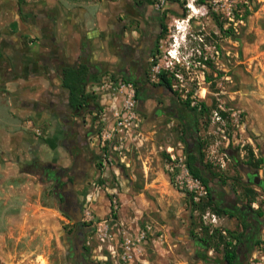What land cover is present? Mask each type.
I'll return each instance as SVG.
<instances>
[{"label": "rangeland", "instance_id": "374dc122", "mask_svg": "<svg viewBox=\"0 0 264 264\" xmlns=\"http://www.w3.org/2000/svg\"><path fill=\"white\" fill-rule=\"evenodd\" d=\"M162 8L167 30L158 62L167 66L172 52L184 64L176 84L189 103L197 104L205 160L228 189L240 190L245 174L227 150L239 149L242 160L257 159L264 142V0H169ZM90 92L101 105L91 121L98 129L92 141L100 153L99 175L92 180L90 200L83 199L84 208L92 210L86 241L93 258L106 264H219L222 243L216 248L218 241L211 240L206 261L171 231L172 225L185 230L192 221L196 236L210 240L236 226L233 219L202 208L207 196L195 194L190 206L177 178L181 168L168 151L186 156L177 121H151L136 106L130 108L127 86L102 81ZM5 174L0 163V264H69L62 235L71 220L49 186L27 176L6 180ZM22 188L21 199L9 195ZM248 264H264V230Z\"/></svg>", "mask_w": 264, "mask_h": 264}, {"label": "flooded vegetation", "instance_id": "af4514ba", "mask_svg": "<svg viewBox=\"0 0 264 264\" xmlns=\"http://www.w3.org/2000/svg\"><path fill=\"white\" fill-rule=\"evenodd\" d=\"M115 2V9L105 15L104 29L99 33L105 57L103 64L95 69L89 64L87 72L72 74L74 85L71 89L67 88L69 93L64 92V85L56 95L57 100L53 99L52 93L46 92L50 98L45 97L35 104L40 124L47 122L49 128L43 129L36 125V150L40 153L34 157L33 167L42 182L50 185L52 198L71 220L62 235L69 264H106L93 258L86 241L92 230L90 221L93 217L92 210L88 212L84 208L83 199L90 200V190L96 184L90 178L91 170L101 163L100 153L95 150L92 141L93 131L88 125L95 120L101 108L95 94H90V85L108 81L119 86H130L133 89L134 106L151 121L168 118L177 121L180 141L186 151V162L188 154L195 155L202 142L195 108L197 104L188 103V97L180 93L182 89L176 84L177 78L172 72L165 69L158 74L152 72V66L160 55L161 36L167 30L165 15L161 12L163 8L157 6L156 0ZM63 74L65 78L71 77L70 72ZM221 74L218 72L215 76L221 77ZM33 123L37 124L35 120ZM260 151L257 157L262 158L263 162L255 165L254 158L240 159L239 149L231 147L227 150L245 174L240 190L234 187L228 189L213 166H208L209 161L204 159V164L200 165L203 176L209 180L207 197L211 195L214 208L223 212L218 215L233 219L236 224L234 230H222L229 242L232 237L228 231L235 232L237 236L230 247L235 246L237 252L234 264H248L264 230V199H261L264 198V142L260 144ZM250 159L253 164H250ZM102 185L105 186L106 182ZM183 231L181 236L197 245L196 256L206 261L211 259L206 254L209 245L204 242L203 236H196L191 221ZM223 251L224 259L227 252L224 245ZM219 264L230 263L224 261Z\"/></svg>", "mask_w": 264, "mask_h": 264}, {"label": "crops", "instance_id": "0c3cea01", "mask_svg": "<svg viewBox=\"0 0 264 264\" xmlns=\"http://www.w3.org/2000/svg\"><path fill=\"white\" fill-rule=\"evenodd\" d=\"M116 4L115 0H0V163L6 180L27 176L31 182L36 179L47 185L33 167L34 157L40 153L36 125L49 128L47 122L40 124L35 104L50 98L48 93L57 100L64 85V92L69 93L74 85L72 74L87 72L89 64L92 69L103 64L99 33L105 15ZM63 72H70L71 77L65 78ZM29 118L32 128L26 122ZM89 124L94 137L98 129ZM98 175V167L93 166L91 180ZM29 189L33 187L25 190ZM22 191L14 189L9 195L21 199ZM186 197L192 206L189 195ZM183 230L172 225L171 231L186 242ZM192 246L196 248L194 243Z\"/></svg>", "mask_w": 264, "mask_h": 264}, {"label": "built area", "instance_id": "2783aa9c", "mask_svg": "<svg viewBox=\"0 0 264 264\" xmlns=\"http://www.w3.org/2000/svg\"><path fill=\"white\" fill-rule=\"evenodd\" d=\"M157 1V6L161 7L164 6V4L166 2H168L169 0H156ZM190 8H192L193 4L189 3L188 4ZM205 5V4H204ZM191 15L188 16L187 20H190ZM179 28V27H178ZM162 47V44H161ZM170 56L172 58H170V63L167 64V66H162L161 63H159L158 61L155 62L152 66V72L153 74H158L159 72H161L162 70H168L170 72H172L176 78H182V73H181V69H180V65H184L182 63V61L176 57L175 55L172 54V52H169ZM129 92H130V99H129V103H130V108L132 106H134V101H133V89L129 86ZM169 151V157H170V161L173 164H177V168H181V173L177 175V178L179 180V182L181 183V187L184 188L186 190V192H188L189 194H191L193 196V199H197V195H204L207 196L208 195V189L205 186V184L202 182V180L196 176L193 175V173L191 172L190 168L188 167V164L186 162V156H182V155H177L176 153H173L171 150ZM180 162V164L178 163ZM177 170L175 169V172ZM212 215V219L211 221H216L217 220V216L215 213L211 214ZM209 216V214H208ZM205 217H207L205 215Z\"/></svg>", "mask_w": 264, "mask_h": 264}, {"label": "trees", "instance_id": "16d2710c", "mask_svg": "<svg viewBox=\"0 0 264 264\" xmlns=\"http://www.w3.org/2000/svg\"><path fill=\"white\" fill-rule=\"evenodd\" d=\"M206 1L207 0H199V2H201V3H206ZM70 86H72V85H70ZM77 93L78 92H76V94ZM201 105L204 108V110H209V107L206 105L205 102H201ZM203 148H204V143L200 142L196 154L195 155L194 154H188L187 162H188V167L190 168L193 175L200 178L202 180V182L206 185L207 189L209 190V180L203 176L202 171L200 169V165L204 164V159H205V154L203 152ZM262 162H263L262 158L255 159V165H260ZM253 163H254L253 160L250 159V164H253ZM207 164H208V166L212 165L210 163H207ZM186 195H189L190 203H191V205H193L194 204L193 196L191 194H189L188 192H186ZM213 203H214L213 197L211 195H209L207 197V200L201 206L203 209L209 207V208H212L213 210H215L218 214H222L223 212L221 210L216 209V207L214 208ZM228 233L232 237V241L237 238V236L235 235V232L228 231ZM212 239L216 242L218 241L214 245L216 248H219L220 243H222L224 246H226L227 252H225L224 259L221 261V263H224V261H228L230 264H234L237 260V252L235 250V246L230 248L231 245L233 244V242L232 241L229 242L226 239L225 235L221 231H218L217 234L213 235V238L210 236V240L204 238V242L207 243L208 245H213V244H211ZM259 242L260 241H258L257 244Z\"/></svg>", "mask_w": 264, "mask_h": 264}, {"label": "water", "instance_id": "95a60500", "mask_svg": "<svg viewBox=\"0 0 264 264\" xmlns=\"http://www.w3.org/2000/svg\"><path fill=\"white\" fill-rule=\"evenodd\" d=\"M187 243L192 246L193 243H191L188 239H186ZM195 246H197L195 243H194Z\"/></svg>", "mask_w": 264, "mask_h": 264}, {"label": "bare ground", "instance_id": "6f19581e", "mask_svg": "<svg viewBox=\"0 0 264 264\" xmlns=\"http://www.w3.org/2000/svg\"><path fill=\"white\" fill-rule=\"evenodd\" d=\"M196 12V11H195ZM44 263H46V260H44Z\"/></svg>", "mask_w": 264, "mask_h": 264}]
</instances>
